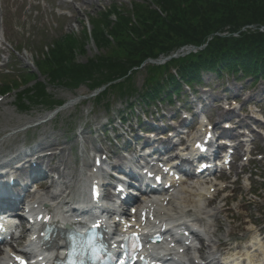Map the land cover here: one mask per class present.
<instances>
[{"label": "trees", "instance_id": "obj_1", "mask_svg": "<svg viewBox=\"0 0 264 264\" xmlns=\"http://www.w3.org/2000/svg\"><path fill=\"white\" fill-rule=\"evenodd\" d=\"M154 3L169 16L162 18L152 7ZM153 4L135 3L136 25L129 17H119L110 31L115 47L98 30L97 44L108 49V53L90 60L87 66L74 63L78 45L83 49V43L71 35L55 41L49 57L40 65L43 74L52 82H72L77 86L92 81L99 86L127 75L148 58L179 46L204 44L213 36L203 53L196 56L195 63L182 67L183 80L199 82L201 72L208 70L220 73L241 69L245 74L264 76V33L249 29L264 26V0H153ZM244 28L247 29L243 31ZM224 32L231 36H216ZM170 82L179 84L174 77ZM34 90L38 97H44L43 84L37 82ZM25 92L31 93L33 89Z\"/></svg>", "mask_w": 264, "mask_h": 264}, {"label": "rangeland", "instance_id": "obj_2", "mask_svg": "<svg viewBox=\"0 0 264 264\" xmlns=\"http://www.w3.org/2000/svg\"><path fill=\"white\" fill-rule=\"evenodd\" d=\"M114 1L129 5L131 0H91L89 2L86 0H75V2L71 3L66 1L61 3L60 0H18L14 4H12L13 0H10V3L8 4L9 12H7L9 19L0 21V33L6 38L5 41L7 43L4 44V47L8 51L4 58H8L9 52H12L11 64L14 65L15 75L17 73L19 74L20 72H24V70L35 71L34 60L36 59L37 54L40 53L38 46L41 48V45H50L52 40L62 32H75L76 35L79 34L82 29V21L98 16L99 12L108 8ZM65 12H68V15L63 16L62 14ZM88 28L89 30L92 29L90 25ZM11 45L15 48L18 47V49L20 45H23L29 50V52L26 54L24 52L22 54L16 53L15 51L13 52L11 50ZM95 54H97L96 48L94 44L91 43L87 47V54L79 57V61L86 62L87 59L93 57ZM26 56V61H23L22 58H25ZM146 76L147 74L145 70H142L137 74V76H135L134 84L138 89L144 86ZM204 81V86H210V88L207 89L210 92L203 93L202 87L198 86L196 91L199 93L198 96L202 95L203 97L209 99H212L214 96H226L232 98L234 95L225 94L221 91L222 86L226 87L228 85L232 87L231 90L237 89V95L239 97L243 96L245 101L248 103L247 105H250L249 108H251L254 112V106L258 105V103L260 105H264V82H260L258 85L250 88L252 85L251 79L239 81L231 77L216 83L213 76H206ZM49 94L52 95L56 101L64 103V106L58 110L57 115H53L51 114V111H46L43 108H32L25 113L19 114V119L31 121V124L29 125L32 126L38 123H43V126L41 128L39 127L40 129H46L47 131L54 133L55 135H59L60 137L63 135L62 142H66L70 145L71 142L68 141L66 137L70 138V136L78 129H84L85 138L90 139V143H92L95 147L103 149L105 145L109 146L107 144L109 141V135H103V132L100 129L101 124H104L107 121L105 119L106 112L107 114L115 112L118 117V113L120 111L123 112L127 110L125 101L122 99L120 100L113 93H111L110 96L101 104L94 102L92 95L89 94L88 88L86 87H82L78 91H70L60 87H49ZM189 95L192 97L187 102L196 101L191 93ZM14 100L15 96L11 95L5 101L14 102ZM107 104H109V111L106 109ZM243 104L244 102L241 101L240 105ZM13 108L14 107L12 106L3 107L1 111L4 112L8 110L11 114L15 111ZM172 108H168V106L165 105L163 111L165 114L173 115L176 108ZM262 109L264 112V108ZM136 110H139L138 105H136ZM239 112L240 111L237 110V113ZM120 115L122 117V114ZM129 116L133 117L134 115L132 116L129 113ZM53 118L57 120L55 121ZM57 122L58 125H55ZM34 132L35 130L30 132V134H24L23 136L29 137V135ZM35 135H42L41 130H39ZM23 140H25L24 137ZM25 142H27V140H25ZM262 145V152L264 153V144L262 143ZM67 152H69V150H67ZM263 161L264 160L257 164L256 167L262 168L264 164ZM253 168L254 166L252 169ZM238 169L239 168H237V173H240L241 170ZM231 180L233 179L227 177V181ZM235 189V195H239V200H235V202L230 205V213L228 212V216L230 218L235 216L239 219H237L238 221L232 219L227 221L224 216H220V221L223 223V236L226 237L227 232L233 230L234 239H243L242 241H239V243H242L246 241L244 235L245 230H247L246 220L248 217H255L256 221L264 226V197H262V201L259 203L252 201L255 204L249 208V206L242 201L244 198L246 200L251 198L248 196V189H246L241 183L237 184ZM239 201L242 202L240 203Z\"/></svg>", "mask_w": 264, "mask_h": 264}, {"label": "bare ground", "instance_id": "obj_3", "mask_svg": "<svg viewBox=\"0 0 264 264\" xmlns=\"http://www.w3.org/2000/svg\"><path fill=\"white\" fill-rule=\"evenodd\" d=\"M86 1H91V0H86ZM5 10L6 12L9 11L8 10V4L5 6ZM9 115H6L4 117V119L1 121V128H0V137L5 136L6 139L4 141L0 140V162H4L5 158L8 157H4L1 155V153L3 152V148L6 146V144H4V142H6L7 137L11 134L12 131L17 130L18 127L22 124H24L22 121H16L14 118H9ZM4 134V135H3ZM13 137V136H11ZM49 144L45 145L44 148L50 149L54 146L57 145L56 139L55 138H51L48 139ZM4 144V145H3ZM34 148H36V150H41L42 148H38L37 146H34ZM31 151H34L32 149H25L24 151H22L20 153V156L24 155L26 152L30 153ZM45 151V150H43ZM38 152L35 151L34 153H32L31 155H27V158H30L32 156H34V154ZM47 160V161H46ZM40 161V166H41V171L42 173H45V169L44 167L46 166V162L50 161V158L48 157H40L39 158ZM63 166H65V171L63 172H57L56 173V179H51L50 181V186L52 188H54L55 185H57V187L61 186V185H65L66 187H70V186H81V187H85L86 181H87V176H82V174H79L76 176L75 178V170L73 167V164L71 163V160H68V157H66L64 155V152H62L61 154V161H60ZM50 164L48 163L47 167H49ZM51 169L56 170L57 168L51 167ZM34 172L31 171L30 169H22L21 170V177L22 180L24 181H29V179L31 178V175ZM35 173H38L37 171ZM182 173V171L180 172ZM184 177H186V174L184 175ZM170 189H168L167 191L170 192L169 194V198L168 199H163L160 202V205H153L151 207H157L159 209H162L164 211H166L168 214L173 213V209L178 210L179 212H177L175 215L177 214H181V217L179 218L180 220H187V219H195V221H205L206 223L208 221L210 222H216L217 218L216 216H206V208L210 207V202L212 200V196L213 194L210 193V189L214 188V185H206L207 182L206 181H197V182H188L186 179L182 178L181 179H175V176H173L171 178V180L168 182ZM163 188H165L163 186ZM1 190V189H0ZM165 190V189H163ZM14 196H18V190L17 189H10V195L3 199L2 201V206L4 205H9V206H17L19 205L18 202L16 203H12V198ZM176 197V199H175ZM179 201V202H178ZM165 202H167V205H169L168 207H165L164 204ZM25 203L24 201L20 204L21 206H23ZM177 204V205H175ZM177 206H180L181 208H178ZM173 211V212H171ZM153 211H149V214H152ZM164 212H160V214L162 215ZM40 214L37 211H32L31 213V217L34 219H37L38 216ZM172 216V214H171ZM169 218V216L167 217ZM170 222H175V217L172 216V218L170 217L169 219ZM207 228H208V223H207ZM220 232V226L217 229V231H214L213 233L217 234ZM60 234H57L56 237L52 238L51 242L53 241V247L56 248L55 252H60L62 248L58 249V245H61L62 240L59 238ZM33 245L35 247H38L39 242H33ZM223 246H227V244L221 239L218 238V247L222 248ZM206 249H210L211 246L207 245L205 246ZM249 247H252L255 249L256 252L261 253L262 254V258L258 259V255H256V258L254 256L251 255V253H245V254H241V253H229L227 254V258H231V259H238L241 257H245V256H249V259L251 262H260V261H264V245L258 241L257 237H255L254 235H250V243L249 246L246 248L248 249ZM212 252V251H211ZM213 253V252H212ZM151 257L152 260H154L155 262H159L158 259L154 258V256L151 255V252L149 253V258ZM44 260L46 261V264H49L50 262V257L44 256ZM258 260V261H257Z\"/></svg>", "mask_w": 264, "mask_h": 264}, {"label": "snow or ice", "instance_id": "obj_4", "mask_svg": "<svg viewBox=\"0 0 264 264\" xmlns=\"http://www.w3.org/2000/svg\"><path fill=\"white\" fill-rule=\"evenodd\" d=\"M20 264H25V262L21 260V261H20Z\"/></svg>", "mask_w": 264, "mask_h": 264}]
</instances>
